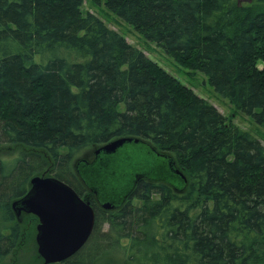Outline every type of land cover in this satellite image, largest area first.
<instances>
[{"label":"trees","instance_id":"16d2710c","mask_svg":"<svg viewBox=\"0 0 264 264\" xmlns=\"http://www.w3.org/2000/svg\"><path fill=\"white\" fill-rule=\"evenodd\" d=\"M104 4L264 128V0ZM82 6L0 0V264L30 230L11 203L31 177L82 196L75 157L121 137L172 154L186 185L140 179L115 209L90 197L91 234L66 264H264V145Z\"/></svg>","mask_w":264,"mask_h":264},{"label":"rangeland","instance_id":"374dc122","mask_svg":"<svg viewBox=\"0 0 264 264\" xmlns=\"http://www.w3.org/2000/svg\"><path fill=\"white\" fill-rule=\"evenodd\" d=\"M239 1L247 2L248 0ZM82 10L94 13L109 28L119 32L131 45L142 50L149 59L165 72L190 88L195 94L213 104L228 121L241 130L252 134L264 145V128L258 125L251 115L237 110L226 98L219 95L202 72L193 71L177 63L162 48L144 38L130 24L109 11L104 4V0L96 2L83 0ZM123 107V104H119L118 109L122 110ZM97 147L99 146L93 145L79 152L72 165L75 168L77 162L81 160L90 162V166L85 168L86 173L92 174L90 182L100 188V197L105 200L123 203L126 200L125 195L131 191L136 177L139 175L148 180L166 183L175 190H182L186 185L170 166L169 157L174 159L173 155L165 153L159 156L145 140L143 143L138 144H124L116 152L102 154L100 158H96L94 155ZM11 150L9 149V151ZM6 151H8V148L0 150V154ZM30 215L22 213L17 216V220L26 229L30 228V230H26L21 245L3 264H43L35 243V228L38 221L35 216ZM95 264H127V262L124 257L114 255L103 257Z\"/></svg>","mask_w":264,"mask_h":264},{"label":"water","instance_id":"95a60500","mask_svg":"<svg viewBox=\"0 0 264 264\" xmlns=\"http://www.w3.org/2000/svg\"><path fill=\"white\" fill-rule=\"evenodd\" d=\"M138 138L121 137L111 140L95 149V157L111 154L127 143H143ZM151 149L156 152L152 147ZM159 156L161 153L156 152ZM172 170L186 183L184 175L176 168L169 157ZM90 162L81 160L75 165V171L81 182L90 193L84 197L78 195L67 183L52 176L34 175L29 183L30 187L25 195L11 203L16 217L22 213L34 215L36 224L35 243L37 252L43 264H66L64 261L74 255L88 240L93 224L94 210L89 197L95 196L99 205L104 209H115L122 205L135 185L144 176H137L131 191L123 198V203H115L100 197V188L90 182L92 174L86 169ZM81 168H83L81 170Z\"/></svg>","mask_w":264,"mask_h":264},{"label":"flooded vegetation","instance_id":"af4514ba","mask_svg":"<svg viewBox=\"0 0 264 264\" xmlns=\"http://www.w3.org/2000/svg\"><path fill=\"white\" fill-rule=\"evenodd\" d=\"M82 184H83V183H82ZM83 186H84L85 189H86V193H85L84 195H82L81 197H84V196H86V195H88V194L90 193V188L86 187L84 184H83ZM91 198L95 200V202L97 203V205H99V203H98V201L96 200V198H95L94 195H92ZM89 201H90V197H89ZM99 206H100V205H99ZM100 207H101V206H100ZM33 216H34V215H33ZM37 221H38V220H37Z\"/></svg>","mask_w":264,"mask_h":264}]
</instances>
